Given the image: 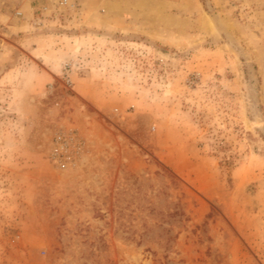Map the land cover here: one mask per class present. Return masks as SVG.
<instances>
[{
    "label": "rangeland",
    "instance_id": "374dc122",
    "mask_svg": "<svg viewBox=\"0 0 264 264\" xmlns=\"http://www.w3.org/2000/svg\"><path fill=\"white\" fill-rule=\"evenodd\" d=\"M0 264H264V0H0Z\"/></svg>",
    "mask_w": 264,
    "mask_h": 264
},
{
    "label": "built area",
    "instance_id": "2783aa9c",
    "mask_svg": "<svg viewBox=\"0 0 264 264\" xmlns=\"http://www.w3.org/2000/svg\"><path fill=\"white\" fill-rule=\"evenodd\" d=\"M65 2H67V0H65Z\"/></svg>",
    "mask_w": 264,
    "mask_h": 264
}]
</instances>
